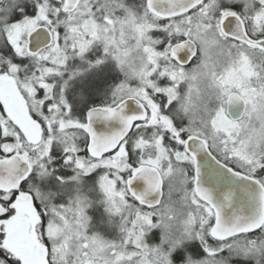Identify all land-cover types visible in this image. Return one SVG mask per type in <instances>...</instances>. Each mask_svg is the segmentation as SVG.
Here are the masks:
<instances>
[{"label":"snow or ice","instance_id":"1","mask_svg":"<svg viewBox=\"0 0 264 264\" xmlns=\"http://www.w3.org/2000/svg\"><path fill=\"white\" fill-rule=\"evenodd\" d=\"M0 264H264V0H0Z\"/></svg>","mask_w":264,"mask_h":264}]
</instances>
